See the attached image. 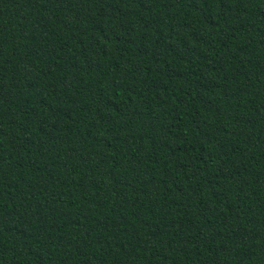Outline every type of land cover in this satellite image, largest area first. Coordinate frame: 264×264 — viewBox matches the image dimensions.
<instances>
[{
    "label": "trees",
    "instance_id": "trees-1",
    "mask_svg": "<svg viewBox=\"0 0 264 264\" xmlns=\"http://www.w3.org/2000/svg\"><path fill=\"white\" fill-rule=\"evenodd\" d=\"M0 264H264V0H0Z\"/></svg>",
    "mask_w": 264,
    "mask_h": 264
}]
</instances>
